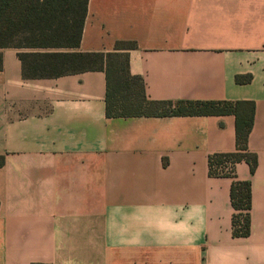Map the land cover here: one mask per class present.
Segmentation results:
<instances>
[{
    "label": "crops",
    "instance_id": "crops-1",
    "mask_svg": "<svg viewBox=\"0 0 264 264\" xmlns=\"http://www.w3.org/2000/svg\"><path fill=\"white\" fill-rule=\"evenodd\" d=\"M21 51L0 48V264H264V0H87L78 45L43 52L100 67L25 78ZM123 61L149 101H251L253 172L208 175L233 114L106 116Z\"/></svg>",
    "mask_w": 264,
    "mask_h": 264
},
{
    "label": "trees",
    "instance_id": "trees-1",
    "mask_svg": "<svg viewBox=\"0 0 264 264\" xmlns=\"http://www.w3.org/2000/svg\"><path fill=\"white\" fill-rule=\"evenodd\" d=\"M86 4L87 0H0V48L33 49L17 52L21 74L25 78L54 77L100 67L96 53L43 52L45 48L78 45ZM114 72L116 75L111 83L107 73L104 96L106 116L233 114L235 150L208 155V175L231 176L232 165L240 160L247 163L250 173L253 172L256 157L246 146L253 119L251 101H149L142 94L138 78L127 74L124 61L115 65ZM229 202L234 211L231 217L232 234L247 235L250 207L248 180L231 181Z\"/></svg>",
    "mask_w": 264,
    "mask_h": 264
}]
</instances>
